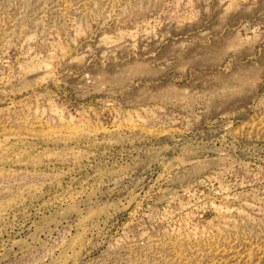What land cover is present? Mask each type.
<instances>
[{
	"label": "rangeland",
	"instance_id": "374dc122",
	"mask_svg": "<svg viewBox=\"0 0 264 264\" xmlns=\"http://www.w3.org/2000/svg\"><path fill=\"white\" fill-rule=\"evenodd\" d=\"M0 264H264V0H0Z\"/></svg>",
	"mask_w": 264,
	"mask_h": 264
},
{
	"label": "bare ground",
	"instance_id": "6f19581e",
	"mask_svg": "<svg viewBox=\"0 0 264 264\" xmlns=\"http://www.w3.org/2000/svg\"><path fill=\"white\" fill-rule=\"evenodd\" d=\"M228 46V45H227ZM226 51V50H225Z\"/></svg>",
	"mask_w": 264,
	"mask_h": 264
}]
</instances>
